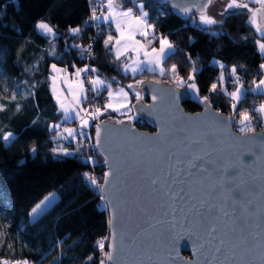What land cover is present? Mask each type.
I'll list each match as a JSON object with an SVG mask.
<instances>
[{"label":"trees","instance_id":"obj_1","mask_svg":"<svg viewBox=\"0 0 264 264\" xmlns=\"http://www.w3.org/2000/svg\"><path fill=\"white\" fill-rule=\"evenodd\" d=\"M142 3L148 22L159 33L154 43L165 37L174 46L164 60L166 67L176 65L178 78L187 81L195 62V80L188 82L197 85L201 99L192 96L183 102L184 108L197 111L202 97L208 96L215 109L237 118L246 111L253 130L264 129L255 110L263 99L261 94L245 90L235 110L228 95L236 87L232 68L244 76L246 87L263 73L264 52L259 43L264 36L247 15L228 11L220 25L208 29L191 22L189 16H177L166 4L153 0ZM88 17V0H0V259L11 256L33 264H100L106 260L96 241L108 232V212L101 191L85 177L89 164L103 177L101 158L93 148L86 161L82 142L58 136L65 133L56 125L68 122L61 120L50 87V65L83 67L86 63L81 50L95 30L100 37L89 64L112 86L169 79L167 74L122 73L112 54V43L105 45L108 35L115 34L111 23L96 21L93 29ZM39 21L48 23L54 34L38 32ZM70 28L79 32L71 34ZM219 74L226 91L217 87L213 92L211 85L220 84ZM134 98L131 91V102ZM122 117L126 116L108 111L101 119ZM133 122L140 129L151 130L141 118ZM8 133L13 135L4 141L2 137ZM81 135L93 145L91 123L81 128ZM49 193H55L56 198L30 220L33 207Z\"/></svg>","mask_w":264,"mask_h":264},{"label":"water","instance_id":"obj_2","mask_svg":"<svg viewBox=\"0 0 264 264\" xmlns=\"http://www.w3.org/2000/svg\"><path fill=\"white\" fill-rule=\"evenodd\" d=\"M140 1L144 0H122L121 6ZM153 1L168 5L179 17L201 14L204 9L207 12L211 4L205 5V0ZM184 7H190L192 11L185 13ZM258 22L264 26V21L258 18ZM254 27L258 30L256 25ZM129 85L128 88L135 94L132 115L144 120L151 130L138 128L133 121L129 122L128 117L101 119L93 126L94 149L104 169L101 185H104L105 174L110 167L114 172L104 192H101L102 197L107 196L102 200L109 221H113L108 224L107 252H112L114 259L105 260L106 264H150L139 252L133 254L134 250L128 245L131 236L141 233L148 226L146 221L149 216L158 210L159 194L148 187L150 181L144 169L150 168L151 172L159 174L162 165L157 160L156 150L175 145L169 151L179 152L183 149L181 142L187 137L200 138L209 133L214 136L213 142L207 147V154H202L204 159L197 161L200 168L207 169V173L189 176L185 171L181 175L184 199L176 205L175 215L184 219L189 209L194 211V206L204 211V208L216 204L244 220L243 225L241 219H237L236 223L245 229L244 235L249 241L252 236L259 239L264 228V129L240 133L234 129L238 123L236 116L215 109L211 103L206 105L202 100L199 110H186L183 102L193 98L190 90L174 86L167 80L145 79ZM137 92L140 98H137ZM173 94L178 98V104L169 103ZM153 95L160 99L154 102ZM225 121L226 125L223 124ZM97 124L103 129L101 146L95 143ZM148 149H152V152L134 155L135 152L147 153ZM237 166L244 185L241 188H236L233 183ZM181 167L187 169L188 161ZM204 201L207 204H203ZM165 210L168 211L167 206ZM213 214L218 215V211L214 209ZM171 218L169 211L165 219ZM188 218L191 220L192 216ZM168 229L167 223L158 224L156 229L150 230L151 239L141 235L137 241L141 251L147 250L153 256L151 264H158V256L166 258L164 264H206L205 256L194 250L192 241L186 236L175 241L176 251H173L168 241ZM113 232L116 234L115 252L111 239ZM207 251V261L213 262L215 257L211 245ZM184 252H188L189 256ZM237 264H262L259 251L247 256L238 255Z\"/></svg>","mask_w":264,"mask_h":264},{"label":"snow or ice","instance_id":"obj_3","mask_svg":"<svg viewBox=\"0 0 264 264\" xmlns=\"http://www.w3.org/2000/svg\"><path fill=\"white\" fill-rule=\"evenodd\" d=\"M249 2H238V0H230L227 3L225 12L229 9H247L250 16V22L256 25L258 31H260L261 35L264 36V26L258 22V18L260 21H264V0H254L255 4L259 5L257 8H250ZM211 3V0H205V5ZM108 4V15L104 16L103 19L105 21H115V26L117 31L119 32L118 37H114L113 35L109 34L107 39L105 40V45L111 44L113 41L115 42L116 46V55L117 58L122 54V48L127 49L129 47L132 48L133 51H137L139 55V50L143 48V45L135 40V34H139L144 37H148L150 35L149 30H152L154 33V25L148 23L147 16L148 13L143 11V3L139 5L140 14H136L133 12L132 9L123 10L122 9V0H107ZM183 11L185 13H190L192 9L190 7H184ZM93 19H101V17L96 15V10L93 9ZM201 23L205 25H214L218 23V21L212 17L207 15L206 9L201 10V14L199 16ZM37 27L45 34H53V28L41 21ZM73 33L79 32V29H72ZM139 46V47H138ZM173 45L167 38H160L159 40V47L152 48L150 52L144 51L143 55L145 56L144 61L137 60L135 61L134 67H131V71L135 74L138 70L140 64L147 63L151 67L148 69L149 71L155 72L156 66L160 65L167 53L173 49ZM259 47L262 52H264V41L259 43ZM53 70L59 71L57 66L53 64ZM223 67V65H221ZM261 68H264V65H261ZM129 70V65H124V71ZM161 74L164 73V69H160ZM172 78L176 81L178 86H186L188 89L193 91L194 93H198L199 89L194 82L189 83L188 81L195 80V62H193L192 72L188 75V80L185 81L183 78H178L177 67L176 65H172L170 68ZM237 69L234 67L232 68V73L235 74ZM76 75L79 76V70L76 72ZM53 79H55L53 77ZM223 79V77H221ZM90 83L95 87L96 85L105 86V82L99 77L90 79ZM142 83V82H141ZM239 87L236 88L235 91L228 93L230 99L233 101L231 107L233 110L236 109L237 104L236 102L241 99L242 96V89L243 83L240 81L239 77H236V81ZM257 90L264 89V79H260L259 82L253 81ZM109 88L108 95L111 97L113 95L110 85H107ZM129 87H133L129 85ZM217 90V84L213 83L211 85V91L215 92ZM81 91L83 88L81 86ZM120 95L127 98V93L121 90ZM137 98H140V93L137 92ZM86 99V97H85ZM160 97L157 95L152 96V100L154 102L158 101ZM202 102L206 105H210V99L208 96L202 97ZM170 104H178V98L175 94L172 95V99L169 102ZM76 104H80V99H76ZM109 107H112L111 104L105 106V110ZM61 108L67 113L70 111L69 108L65 107L64 104H61ZM120 108H127L126 104H121ZM119 111V109H115ZM257 111L261 114H264V104L260 105ZM101 113L100 108H96L94 113H87L90 115L92 119L96 118V114ZM131 110L129 109L128 120L132 122L135 120V116L131 115ZM151 114V113H150ZM240 119V124L243 125L241 128L242 133L252 132L254 131L252 128L248 126V121L251 120V116L248 112H242ZM76 117L81 122V128L90 126L89 119H86L84 115L81 114L80 110L76 111ZM117 123H124V121H117ZM226 121L223 122L226 125ZM55 127V126H54ZM65 132L68 133L69 136L73 135V129H65ZM103 129L101 128L100 124L96 125V138L95 143L96 146H101V134ZM83 134V133H82ZM12 133H8L3 135L2 139L4 141H8L12 137ZM166 135V133H165ZM214 136L213 134L209 133L200 138L196 137H187L181 143L183 144L182 151L177 152H170L169 150L171 147H175V145L171 147H165L162 150H156V157L158 162L162 165L160 168L159 174H155L151 172L150 168L144 169L145 174L148 176L150 181L148 187L153 189L159 194L158 200V210L155 214L149 216L147 219V227L142 230L141 233L137 234L136 236H131L130 242H128L129 248L133 249V254L139 252L140 256L147 259L150 264L153 259V256L149 254L147 250L141 251L140 246L138 245L137 241L141 235L149 236L150 230L156 229L158 224L167 223L169 225V236L168 241L172 245V250L176 251L175 248V241L178 238L187 237L192 241V245L194 250L202 256H205L206 264H237V256H247L251 253H255L259 251L260 259L262 264H264V228L261 230V236L258 239L256 236H252V240L249 241L247 237L244 235L245 229L242 226H238L236 221L237 219H241L240 217H236L234 213H229L226 211L222 206H218L216 204H211L210 206L204 208V211H200L199 209L195 208L194 211L189 209L188 213L186 214L184 219H180L175 215L176 212V205L183 201L184 199V189L180 185L182 184V180L180 179L181 175L187 171L189 176H201L207 173V169L200 168L197 161L204 159L202 154H207L206 149L208 146L211 145L213 142ZM35 151V149H33ZM59 151L64 152L67 154V150L61 149ZM152 149H148L147 153H140L135 152V156H142L148 153H151ZM182 153V154H181ZM188 161V167L185 169L181 167ZM107 162V160H106ZM196 169L197 171L193 172L192 170ZM236 174L233 175V183L235 184L236 188L243 187V183L240 177V170L237 166L235 168ZM223 171V170H222ZM114 175L112 168L110 167L109 171L105 174L104 178V185H101L95 177L85 174L86 179L94 186L100 189L101 192H104L105 185L109 183V178ZM169 178H172L171 180ZM217 187L222 188L223 185H217ZM103 199H107V196L102 197ZM50 198L46 197L45 201H42L41 204H37L36 207L32 209V213L38 214L41 210L42 205L49 200ZM170 202V203H169ZM203 204H207V201H204ZM202 204V207H203ZM168 208V211L165 208ZM218 211V215L213 214V210ZM143 210V209H142ZM169 211L172 213V218L165 219L169 215ZM189 215L192 216V219L189 220ZM228 217V219H225ZM113 221H109V224H112ZM244 224V220L241 219V225ZM223 226V227H222ZM178 229H183V231H179ZM219 233V235H218ZM112 248L113 252L116 250V234L115 232L112 233ZM211 245L213 248L212 255L215 257L213 262H208V247ZM99 248L104 249V242L101 240L99 242ZM123 246V245H122ZM106 261H112L114 259L112 252H105ZM88 259H91L89 257ZM158 264H164L165 257H157ZM105 260H102L100 264H106ZM20 264V262H17Z\"/></svg>","mask_w":264,"mask_h":264},{"label":"rangeland","instance_id":"obj_4","mask_svg":"<svg viewBox=\"0 0 264 264\" xmlns=\"http://www.w3.org/2000/svg\"><path fill=\"white\" fill-rule=\"evenodd\" d=\"M105 1H106V8L104 10H102L101 15H97V16L101 17V19H103L104 16L108 15V4H107V0H105ZM229 2H230V0H212V2H211V4H210V6H209V8H208L206 13H207V15L214 17L218 21V23H216L214 25H205V24L201 23V21L199 19L200 14H192V15L189 16V19H190L191 22L196 23V24H198L200 26L206 27L208 29H213V28H215L216 26H218V25H220L222 23V21L224 19V16L228 13V12H225V8H226L227 3H229ZM238 2H241V0H238ZM242 2H249V0H242ZM141 3H142V1L137 2L136 4H129V5H126V6H122V9L123 10L132 9L133 12L135 10H138L139 14H140L139 5ZM249 7L250 8H257V7H259V5L255 4L254 0H251V2L249 3ZM143 11L147 12L144 7H143ZM228 11H242V12H244L247 15L248 20L250 22L251 14L249 13V11L247 9H229ZM95 20L96 21L99 20L98 22L102 21L100 19H95ZM147 20H148V18H147ZM40 22L41 21L36 23V29H37L38 32L43 33L37 27V25ZM103 22H107L108 23L109 21H103ZM111 22H112L113 31L115 32L114 37H118L119 36V32L116 29L115 21L112 20ZM72 29H74V28H70L69 29V32L71 34H73V32L71 31ZM149 32H150V35L148 37L141 36L138 33L135 34V40L139 41L143 45V48L139 50V55H138L137 51H133L132 48L129 47L127 49H123L122 48V54L119 56V58H117V55H116V50L117 49H116V46H115V42L113 41L112 42V46H111V51H112V54H113L114 58L117 59L120 62L121 66H122V73H124L125 75L136 76V75H141V74H144V73H147V74L149 73V74H156L157 76L162 77L164 74L165 75L167 74L169 81L172 84L177 85L176 81L172 78L173 74L170 71L171 66L166 67V65L164 64V60L165 59L163 60V62L160 65L156 66L157 70L155 72L148 70L151 66L148 65L147 63L140 64L139 67H138V70L135 72V74L131 71V67L136 66L135 63H134L135 61H137V60L144 61L146 59L145 56L143 55L144 51L150 52L152 48H158L159 47V40L162 37H160L158 39L157 43H154L155 42L154 41L155 40L154 33L152 32V30H149ZM43 34H45V33H43ZM53 34H54V32H53ZM53 34H46V35H53ZM163 38H165V37H163ZM85 48H87V46L84 47V49ZM84 49L81 50V55L84 54L83 53ZM171 51H169L167 53V56L170 54ZM85 63H86V60H85ZM125 64L129 65V70L128 71H124V65ZM52 65L53 64L50 65V78H51V82H52V87L54 85L56 87L54 89V94H55V98H56V102H57V107H58V110L61 112V120L65 121V122H68V123L62 124V126H61V124H57L56 125L57 127H60V131L65 133L63 135L60 132L58 134V136L64 138L66 136H69L68 133L65 132L64 130L65 129H73L74 130V124L77 123L78 121H80L76 117V111L80 110L81 114H83L84 111H85V105H84V101H85V87H84V85L82 84V82L80 80V76L83 74L84 68H86L85 66H87V65H84L83 67L74 66L72 69H69L67 67L55 64L59 71L53 70L52 67H51ZM261 65H264V60L262 61ZM161 68L164 69V73L163 74H161V71H160ZM78 70L80 72L79 76L76 75V72ZM96 70H97L96 67H92L93 74H92L90 79L99 77V79H101V80H103L105 82V86L96 85L94 87L91 84L92 88L95 91H97V92H101V93L103 92L104 96L107 99V102L103 104V108L100 107L101 113H97L96 114V118H95L96 122L100 121L101 117H102V114L103 113H107L108 111H115V113L120 115V116L128 117L127 113L129 112V109H130L131 110L130 114L132 115V102H131V99H130L131 90L128 88V86H126V85L112 86ZM231 76H232V78H234V77L238 76V74L231 73ZM53 77L55 79H53ZM221 77H223V76L220 75V84H217V87H219L222 91H226L225 87L223 85V79H221ZM260 79H264V68H263V73H262V76L260 77ZM260 79L254 80V81L259 82ZM154 80H162V79L161 78L160 79L156 78ZM164 80H167V79H164ZM107 85L111 86L110 90L113 93V95L111 97H109V95H108L109 88L107 87ZM81 86L83 88V91H81ZM237 87H239L238 84L236 85V87L232 91H235ZM247 89L250 90L253 93L261 94V96L263 98L260 102H258L255 105V110L257 111V109L260 107V105L264 104V89L257 90L255 85L252 82L247 87L243 85L242 95L245 92V90H247ZM121 90H123V92L127 93V98L126 99H125V97L120 95ZM190 92L197 99H201V98L198 97L197 93H194L191 90H190ZM134 97H135V94H134ZM77 98L80 99V104L79 105L76 104V99ZM61 104H64L65 107L70 109V111L66 113L61 108ZM108 104H111L112 107H109V108H107L105 110V106L108 105ZM121 104H126L127 108H120ZM95 109L96 108H94L89 113H94ZM115 109H119V111H117ZM257 113H258V115L260 117V120H261L260 122H261L262 126L264 127V114H261L258 111H257ZM86 119H89L90 123L94 126V123L92 122V120H94V119H92L90 115H88L86 117ZM108 119H110V118H108ZM240 119H241V115L238 117V123L234 126V129L237 130L238 132L242 133L241 132V128L243 127V125L240 124V122H239ZM247 123H248V126L250 128H252V129L254 128V126H252V124H251V120L248 121ZM69 137L72 140H75L77 138V136L75 135V131H74L73 135H71ZM46 197H48L50 199L47 200L42 205L41 210L44 209L46 206H48L56 198V194L55 193H49L42 200H40L37 204H41L42 201H45ZM36 205L34 207H36ZM39 212H38V214H39ZM38 214L34 215L32 213V210H31L30 220H33ZM0 262L2 264H17V262H20V264H33L32 262H30V261H28L26 259H21V258L17 259V258H13L11 256L2 257L0 259Z\"/></svg>","mask_w":264,"mask_h":264},{"label":"built area","instance_id":"obj_5","mask_svg":"<svg viewBox=\"0 0 264 264\" xmlns=\"http://www.w3.org/2000/svg\"><path fill=\"white\" fill-rule=\"evenodd\" d=\"M106 6V1L105 0H88V7H89V17L87 20L88 25L91 26V28L95 29L96 28V20L93 19V9L96 10V15H100L102 12V9ZM134 13H136L137 15L139 14V12L137 10L134 11ZM159 33L158 32H154V36L158 37ZM100 37V33H98L97 31L94 30L93 34H90L88 36V45L87 48L84 49V54L82 55L85 60H86V64L87 66H85L86 68H84V72L83 74L80 76V80L82 82V84L85 87V101H84V105H85V111L82 115L85 116V118L88 116L87 113H89L90 111H92L94 108H102L103 104L107 102L106 97L103 94H100L98 92H96L93 88L92 85L90 83V78L93 74V71L90 67L89 64V60L91 57L94 56V45L96 44V41L98 40V38ZM236 77L240 78V81L242 83H244L245 78L243 75H238ZM236 77L232 78V81L234 82L235 85H237V83H235L236 81ZM231 103H233V101H231ZM92 122L95 124L96 120H92ZM81 122L78 121L77 123L74 124V131H75V135L77 136L76 140L79 142H82V144L85 146L87 155H86V161H89V157H88V153L94 148V144H90L86 141L83 140L82 135H81ZM101 164V161H100ZM90 166V171H89V175L93 176L96 178V180L101 184L102 182V177H100V174L96 171L95 167L92 166L91 164H89ZM102 166V164H101ZM103 167V166H102ZM104 171V169H103ZM103 176V175H102ZM95 188L100 191L99 188H97L95 186ZM103 240L104 242V249H100L99 248V242ZM107 243H108V232L105 236L100 237L97 241H96V245L97 248L100 249L103 253L107 252ZM105 256V255H104ZM106 258V257H105Z\"/></svg>","mask_w":264,"mask_h":264},{"label":"crops","instance_id":"obj_6","mask_svg":"<svg viewBox=\"0 0 264 264\" xmlns=\"http://www.w3.org/2000/svg\"><path fill=\"white\" fill-rule=\"evenodd\" d=\"M227 12H228V11H227ZM221 15H222V14H221ZM100 20H102L101 23H107V22H103V21H105V20H103V19H100ZM97 21H99V20H97ZM108 23H111V25H112V22H111V21H109ZM50 87H51V90H52L53 96H54V98H55L54 89H55L56 87H55V85L52 87V82H50ZM55 101H56V98H55ZM56 103H57V102H56Z\"/></svg>","mask_w":264,"mask_h":264}]
</instances>
